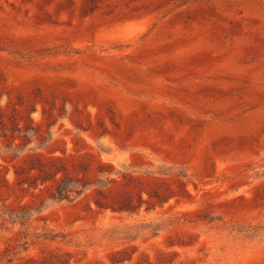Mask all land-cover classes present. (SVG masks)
<instances>
[{
	"label": "rangeland",
	"instance_id": "obj_1",
	"mask_svg": "<svg viewBox=\"0 0 264 264\" xmlns=\"http://www.w3.org/2000/svg\"><path fill=\"white\" fill-rule=\"evenodd\" d=\"M0 264H264V0H0Z\"/></svg>",
	"mask_w": 264,
	"mask_h": 264
},
{
	"label": "trees",
	"instance_id": "obj_2",
	"mask_svg": "<svg viewBox=\"0 0 264 264\" xmlns=\"http://www.w3.org/2000/svg\"><path fill=\"white\" fill-rule=\"evenodd\" d=\"M70 189L66 184V181H61L57 184V186L55 187L54 191H53V199L55 200H63V199H67L69 198L70 194ZM77 192V191H76ZM26 215L21 214L19 215L20 218H25Z\"/></svg>",
	"mask_w": 264,
	"mask_h": 264
}]
</instances>
